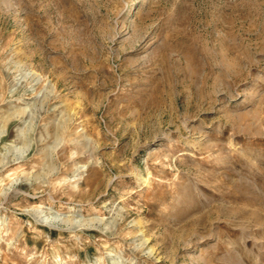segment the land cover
I'll use <instances>...</instances> for the list:
<instances>
[{
  "label": "rangeland",
  "instance_id": "obj_1",
  "mask_svg": "<svg viewBox=\"0 0 264 264\" xmlns=\"http://www.w3.org/2000/svg\"><path fill=\"white\" fill-rule=\"evenodd\" d=\"M0 264H264V0H0Z\"/></svg>",
  "mask_w": 264,
  "mask_h": 264
}]
</instances>
